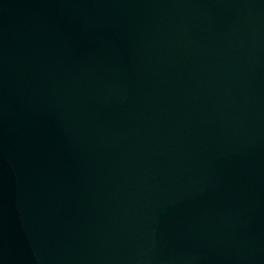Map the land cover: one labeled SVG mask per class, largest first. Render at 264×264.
<instances>
[{"label": "water", "instance_id": "obj_1", "mask_svg": "<svg viewBox=\"0 0 264 264\" xmlns=\"http://www.w3.org/2000/svg\"><path fill=\"white\" fill-rule=\"evenodd\" d=\"M0 264H264V0H0Z\"/></svg>", "mask_w": 264, "mask_h": 264}]
</instances>
